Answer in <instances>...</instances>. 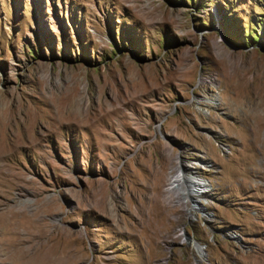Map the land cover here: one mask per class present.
Wrapping results in <instances>:
<instances>
[{"label":"rangeland","instance_id":"374dc122","mask_svg":"<svg viewBox=\"0 0 264 264\" xmlns=\"http://www.w3.org/2000/svg\"><path fill=\"white\" fill-rule=\"evenodd\" d=\"M0 264H264V0H0Z\"/></svg>","mask_w":264,"mask_h":264},{"label":"bare ground","instance_id":"6f19581e","mask_svg":"<svg viewBox=\"0 0 264 264\" xmlns=\"http://www.w3.org/2000/svg\"><path fill=\"white\" fill-rule=\"evenodd\" d=\"M195 177L196 175L193 167L183 163V161L177 157L172 167V172L168 176V184L166 187L167 199L172 200V196L177 194L179 197L178 201L182 202V204L187 207L186 210H196L199 203L194 200L196 194H192L191 191L202 194L204 183ZM192 242L195 248L201 252V245L198 242Z\"/></svg>","mask_w":264,"mask_h":264}]
</instances>
